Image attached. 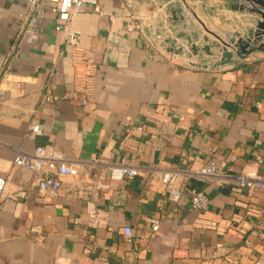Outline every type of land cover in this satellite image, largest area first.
<instances>
[{
	"label": "crops",
	"instance_id": "1",
	"mask_svg": "<svg viewBox=\"0 0 264 264\" xmlns=\"http://www.w3.org/2000/svg\"><path fill=\"white\" fill-rule=\"evenodd\" d=\"M191 1L221 39L260 20L235 0ZM98 2L102 15L85 6L72 21L74 49L50 0H0V178L13 197L0 264H264V190L236 179L264 178V51L213 65L189 50L206 35L182 0ZM38 146L82 165L80 178L41 194V175L12 165L14 148ZM209 162L216 176L200 177ZM121 163L138 175L113 178ZM193 190L207 208H192Z\"/></svg>",
	"mask_w": 264,
	"mask_h": 264
},
{
	"label": "built area",
	"instance_id": "2",
	"mask_svg": "<svg viewBox=\"0 0 264 264\" xmlns=\"http://www.w3.org/2000/svg\"><path fill=\"white\" fill-rule=\"evenodd\" d=\"M52 4V11L57 15V30L65 35L66 41L74 48L78 49L80 34L78 31L72 29V21L82 11L85 6H89L92 12L102 15V9L98 0H50ZM78 72L80 71L77 67ZM73 100L81 105H88L89 98L86 92H80L71 96ZM57 99V97L48 98ZM39 126H31V135L38 132ZM12 165L16 168H25L35 174L41 175L38 181V190L41 194L51 193L56 194L59 190L61 182L64 178L71 177L78 179L82 173V165L74 164L67 160V158L52 147L38 146L33 152H27L22 148L13 149ZM53 168V169H51ZM113 178H133L138 175L136 168L121 163L118 168H110ZM202 178H210L216 176V168L212 162H209L198 173ZM237 181L250 188L264 190V178L258 175L246 176L241 175L236 178ZM162 182L166 185L168 193L175 197L180 198L182 192L173 187L174 174L167 173L161 178ZM8 178H0V209L7 203L13 200V197L7 193ZM191 206L194 209L203 210L208 207L210 200L203 192L193 190L190 197ZM91 212V213H90ZM88 212L92 226H100L101 218L94 211ZM124 234L128 241L132 240V229L130 227L124 228ZM260 240L264 242V221L260 222L256 229L253 231Z\"/></svg>",
	"mask_w": 264,
	"mask_h": 264
},
{
	"label": "rangeland",
	"instance_id": "3",
	"mask_svg": "<svg viewBox=\"0 0 264 264\" xmlns=\"http://www.w3.org/2000/svg\"><path fill=\"white\" fill-rule=\"evenodd\" d=\"M183 1V12L184 14H187L190 16L192 20H197L200 22L204 28L205 31V39H201L198 37L197 39L194 38L192 42L189 44V50L191 53L199 57V59L203 62H211L210 64L213 65H219L220 62H225L224 64H229L233 61L235 58H239L241 56H244L248 54L249 52H252L251 50H246V52H242L240 48V39H249V32L255 28V25L251 28L250 26L243 30L241 29L240 22H236V26H234V32L231 36H226L225 38H219L215 33H213V27L210 26L209 23L205 24L199 19V14L195 13L196 6L193 4V1L191 0H182ZM246 10V9H245ZM248 12H251L250 10H247ZM197 12V11H196ZM252 13V12H251ZM186 15V16H187ZM225 17V16H224ZM231 22V21H229ZM230 26H233L230 24ZM264 39V37H262ZM251 42H258V44L261 43L259 38L253 37L250 39ZM263 42V41H262ZM226 52H231L232 57L231 58H224L223 55ZM203 62H200L203 64Z\"/></svg>",
	"mask_w": 264,
	"mask_h": 264
},
{
	"label": "water",
	"instance_id": "4",
	"mask_svg": "<svg viewBox=\"0 0 264 264\" xmlns=\"http://www.w3.org/2000/svg\"><path fill=\"white\" fill-rule=\"evenodd\" d=\"M241 9L250 10L251 12L260 16V20L257 22V25L253 30L249 32V39L245 40L240 39V48L242 52H246V50L251 51H264V0H235ZM256 37L259 38L261 43L251 42L250 39ZM263 41V42H262ZM224 58H231L232 53L226 52L223 55ZM225 62H220L219 65H223Z\"/></svg>",
	"mask_w": 264,
	"mask_h": 264
}]
</instances>
